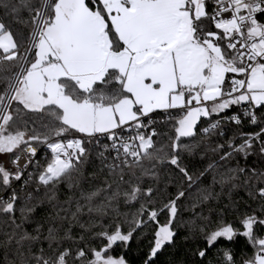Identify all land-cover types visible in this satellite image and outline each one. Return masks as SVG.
<instances>
[{
	"label": "snow or ice",
	"instance_id": "1",
	"mask_svg": "<svg viewBox=\"0 0 264 264\" xmlns=\"http://www.w3.org/2000/svg\"><path fill=\"white\" fill-rule=\"evenodd\" d=\"M0 156V264H264V0H0Z\"/></svg>",
	"mask_w": 264,
	"mask_h": 264
},
{
	"label": "trees",
	"instance_id": "2",
	"mask_svg": "<svg viewBox=\"0 0 264 264\" xmlns=\"http://www.w3.org/2000/svg\"><path fill=\"white\" fill-rule=\"evenodd\" d=\"M188 163L195 165L196 168H200L204 166V162L201 161L199 158L192 159L188 158ZM19 183V182H17ZM217 191L219 189L217 188ZM3 195H7L4 193ZM233 198L240 201L239 208L241 211L245 210L248 206H251L252 208L257 207V202L252 201L248 199L247 195L242 190H236L233 192ZM222 200L224 202H227V192L225 190V193L222 195ZM42 208L38 207L36 209L35 215L39 217L41 215ZM188 214L184 213L183 216H181V220L186 218ZM228 219L230 221H234L235 217L229 215ZM29 230H31V226H29ZM222 247H230L231 250L234 252L238 260H242L243 254L248 253L249 249L246 245L245 238L243 237H237L235 241L233 242H225ZM147 252V242L146 240H137L133 239V241L130 243L128 251H127V259L129 261V264H143V260L145 258V254ZM215 256V253L212 254ZM187 259L186 256V249L184 246V242L182 240L178 241L177 247L175 249H169L167 252H164L162 255H159V259L157 261V264H177L180 260Z\"/></svg>",
	"mask_w": 264,
	"mask_h": 264
},
{
	"label": "rangeland",
	"instance_id": "3",
	"mask_svg": "<svg viewBox=\"0 0 264 264\" xmlns=\"http://www.w3.org/2000/svg\"><path fill=\"white\" fill-rule=\"evenodd\" d=\"M0 160H3V157L2 156H0Z\"/></svg>",
	"mask_w": 264,
	"mask_h": 264
}]
</instances>
